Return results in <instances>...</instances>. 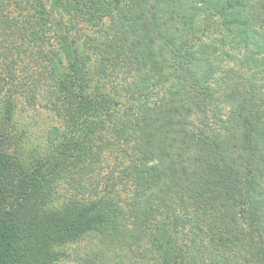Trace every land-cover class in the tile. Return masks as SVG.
I'll return each instance as SVG.
<instances>
[{
	"label": "trees",
	"instance_id": "obj_1",
	"mask_svg": "<svg viewBox=\"0 0 264 264\" xmlns=\"http://www.w3.org/2000/svg\"><path fill=\"white\" fill-rule=\"evenodd\" d=\"M72 14L56 76L27 32ZM2 96L0 264H264V0H0Z\"/></svg>",
	"mask_w": 264,
	"mask_h": 264
},
{
	"label": "rangeland",
	"instance_id": "obj_2",
	"mask_svg": "<svg viewBox=\"0 0 264 264\" xmlns=\"http://www.w3.org/2000/svg\"><path fill=\"white\" fill-rule=\"evenodd\" d=\"M62 16L64 18L66 17L64 15ZM62 16L58 14V10H55V13L52 14L53 19H61ZM71 18L73 25L70 29L56 31L54 26L53 28L50 27V29L46 32L47 39L44 37V40L41 38V34L36 35L34 31L27 32L28 36L34 38V40L41 44L43 47L42 51L49 56L47 63H50L51 68L53 69V72L56 76L59 75L60 71L62 73L67 70V63L71 57L69 55L71 52L80 53L85 49L82 44V40L86 38H77L78 35L76 32V27L87 28L89 27V22L87 19L81 18L78 15H73ZM63 32H66L64 40L61 39V34ZM86 42L90 43L89 40H86ZM82 53L87 54V52ZM88 62L90 68V61ZM45 102V99L40 96V93L37 97V102L34 107L27 106L25 103H23V100L18 94L14 96L15 107L13 120L15 121V127L12 130V133L14 135H18V133L25 132L24 137L21 139V147L26 159H29L34 153H42L47 149V139L49 136H52L51 128L54 124H58V119L51 110L46 108ZM5 103L6 96L0 97V120L3 116ZM61 181L62 180H60V182ZM79 244L82 245L84 243ZM73 255L77 256V254ZM69 260L66 262L63 261L59 264H72V262ZM83 262H85V260Z\"/></svg>",
	"mask_w": 264,
	"mask_h": 264
}]
</instances>
